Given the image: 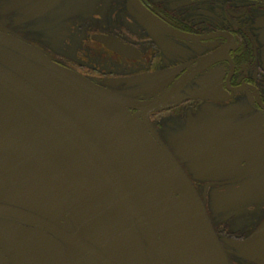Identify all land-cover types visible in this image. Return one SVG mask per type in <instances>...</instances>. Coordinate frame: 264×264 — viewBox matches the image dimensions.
<instances>
[{"label":"flooded vegetation","instance_id":"obj_1","mask_svg":"<svg viewBox=\"0 0 264 264\" xmlns=\"http://www.w3.org/2000/svg\"><path fill=\"white\" fill-rule=\"evenodd\" d=\"M0 36L38 150L4 144L0 216L59 257L21 264H264V0H0Z\"/></svg>","mask_w":264,"mask_h":264},{"label":"rangeland","instance_id":"obj_2","mask_svg":"<svg viewBox=\"0 0 264 264\" xmlns=\"http://www.w3.org/2000/svg\"><path fill=\"white\" fill-rule=\"evenodd\" d=\"M0 95L5 96L1 91ZM16 117L22 121L26 119V115L23 116L21 113L17 114ZM0 143V145L5 144L2 141H0ZM0 150H5V152H0V162L3 165L12 164L14 161L12 159V154H14V152L10 148H7L6 145L0 146ZM2 170L3 169H0V172ZM43 234L44 232L38 229L22 228L16 223L9 224L7 219L4 220V217L0 216V248L3 250V253L0 251V257L2 256L5 262L12 264V261L16 262L20 259L21 250L26 249L28 252L32 253H38L39 251L44 252L53 259L58 260L59 257L55 252V248L42 238ZM8 259L12 261H8ZM20 262L21 261H18L17 263L21 264Z\"/></svg>","mask_w":264,"mask_h":264},{"label":"water","instance_id":"obj_3","mask_svg":"<svg viewBox=\"0 0 264 264\" xmlns=\"http://www.w3.org/2000/svg\"><path fill=\"white\" fill-rule=\"evenodd\" d=\"M0 40L4 41V42H10L11 44H14L16 46H18L19 48H23V46L20 44V41L17 40H13L11 38H7L5 36H0ZM80 80V84L98 94H101L103 96L109 97L110 99H113L115 101H118L120 103H124V104H128L129 106H134L135 107V103L127 100L125 98H122L106 89H103L95 84H93L92 82L86 80V79H79ZM23 89V87H20ZM26 90V89H25ZM151 106V105H150ZM1 113V112H0ZM5 117V116H4ZM2 116V114H0V140L2 142H4L5 144L9 145V146H13L18 150H21L23 153L25 154H29V155H33L37 156L38 155V150L32 145L30 144L26 139H24L18 132V134H16V128L13 126V124L11 122L8 123V120H6ZM4 123L6 125H4ZM7 126L8 128L6 129ZM4 176V174L0 175V178H2ZM177 181L173 184L170 194L166 200L165 206H164V213H163V217H165L166 212L168 210V206L170 203V199L172 197V194L174 192V189L176 187ZM118 195L122 198L123 202L126 203L128 206L131 205V203H133L132 199H130L129 195L126 193V191H124V193H122L120 190H117ZM186 206V220L187 222H189V207L187 204H185ZM99 232V230H98ZM37 260H32V264H44L42 262H40V259L38 257H34ZM32 259V258H31ZM30 259V261H31Z\"/></svg>","mask_w":264,"mask_h":264}]
</instances>
